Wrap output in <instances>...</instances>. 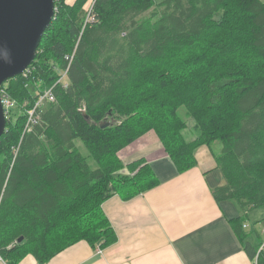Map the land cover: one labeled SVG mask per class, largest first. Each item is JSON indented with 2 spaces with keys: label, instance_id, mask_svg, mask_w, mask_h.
Returning a JSON list of instances; mask_svg holds the SVG:
<instances>
[{
  "label": "trees",
  "instance_id": "16d2710c",
  "mask_svg": "<svg viewBox=\"0 0 264 264\" xmlns=\"http://www.w3.org/2000/svg\"><path fill=\"white\" fill-rule=\"evenodd\" d=\"M86 2L54 0L30 73L1 85L20 109L0 136L1 258L16 264L31 254L44 263L81 240L113 245L102 203L158 184L143 159L123 164L118 152L152 130L178 172L196 165L199 146L221 145L215 161L225 183L212 195L240 210L229 222L253 260L262 240L250 242L243 224L264 207V2L96 0L97 20L80 34ZM78 36L65 86L57 70ZM49 88L56 101L21 139L25 111Z\"/></svg>",
  "mask_w": 264,
  "mask_h": 264
},
{
  "label": "crops",
  "instance_id": "0c3cea01",
  "mask_svg": "<svg viewBox=\"0 0 264 264\" xmlns=\"http://www.w3.org/2000/svg\"><path fill=\"white\" fill-rule=\"evenodd\" d=\"M220 150L218 142L199 146L196 165L178 172L156 134L148 131L118 157L123 164L143 159L158 184L130 198L114 193L102 203L116 242L101 249L81 240L47 262L27 254L16 264H255L229 222L240 210L212 195L225 181L215 161ZM248 232L250 242L263 240L256 227ZM0 264H6L1 256Z\"/></svg>",
  "mask_w": 264,
  "mask_h": 264
},
{
  "label": "water",
  "instance_id": "95a60500",
  "mask_svg": "<svg viewBox=\"0 0 264 264\" xmlns=\"http://www.w3.org/2000/svg\"><path fill=\"white\" fill-rule=\"evenodd\" d=\"M54 14V0H0V87L32 63ZM105 126L107 123L101 124ZM5 127L0 102V136ZM22 239L19 237L17 242Z\"/></svg>",
  "mask_w": 264,
  "mask_h": 264
},
{
  "label": "built area",
  "instance_id": "2783aa9c",
  "mask_svg": "<svg viewBox=\"0 0 264 264\" xmlns=\"http://www.w3.org/2000/svg\"><path fill=\"white\" fill-rule=\"evenodd\" d=\"M95 1L96 0H87L85 5L83 6V23H82L83 25H82L81 30L79 32L80 34H82V31L86 25L93 24L97 20L96 15H95V11H94ZM79 38L80 37L78 36V38L74 44L72 54L70 53V54L65 55V59L69 61V63L66 64L65 69L64 70L63 69L57 70L58 74H59V79H58L57 83L63 84L65 86L68 84L67 70L69 69V64L72 61L71 59H72L74 51L76 50V47L78 45ZM30 71H31V68L28 67L27 69H25L22 72V75L26 77V75L29 74ZM55 101L56 100H55V96L52 92V88L44 89L42 91L36 92V99L33 103V106L25 111L26 122H25L24 129H23V132L21 135V139L26 132L31 131L33 126L39 122L46 105L54 103ZM0 102H1V105L3 108V112H4V116H5L6 120H11V119L16 118V116L20 112L19 111L20 109L18 107L17 102L9 96L5 87H0ZM19 144H20V140H19V143L17 144V146L13 148L14 153L17 152V150L19 148ZM243 227L246 228L247 225L243 224ZM263 250H264V240H262V242L260 243V245L256 251L255 257L253 259L255 264L257 262L258 254Z\"/></svg>",
  "mask_w": 264,
  "mask_h": 264
},
{
  "label": "rangeland",
  "instance_id": "374dc122",
  "mask_svg": "<svg viewBox=\"0 0 264 264\" xmlns=\"http://www.w3.org/2000/svg\"><path fill=\"white\" fill-rule=\"evenodd\" d=\"M183 110L180 111V115L182 117H184ZM186 122H187V129L185 131V136L188 139H193L196 136V132L194 131V128H193L194 121L192 118H187ZM74 142H75V145H76L77 149L79 150V152L83 156L87 157V162L89 163V165L93 168L97 167V164L94 161V159L89 156V151H88L87 147L85 146V144L83 142H81L80 139H75ZM11 152H13V148H12ZM124 170L126 173L125 168H124ZM119 173L124 175V173L122 171H120ZM224 183H225V181H224ZM246 217H247L246 223L249 225V227L247 228V231H252L253 228L256 227L259 235L262 236V239L264 240V232L262 230V228H264V207H259V208H255L253 210L248 211Z\"/></svg>",
  "mask_w": 264,
  "mask_h": 264
}]
</instances>
